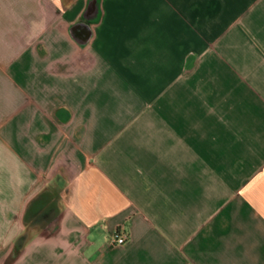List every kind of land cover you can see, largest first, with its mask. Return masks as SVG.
<instances>
[{
  "label": "crops",
  "instance_id": "1",
  "mask_svg": "<svg viewBox=\"0 0 264 264\" xmlns=\"http://www.w3.org/2000/svg\"><path fill=\"white\" fill-rule=\"evenodd\" d=\"M0 264H264V0H0Z\"/></svg>",
  "mask_w": 264,
  "mask_h": 264
},
{
  "label": "built area",
  "instance_id": "2",
  "mask_svg": "<svg viewBox=\"0 0 264 264\" xmlns=\"http://www.w3.org/2000/svg\"><path fill=\"white\" fill-rule=\"evenodd\" d=\"M127 236L124 233L116 232L112 238V242L116 244L125 243Z\"/></svg>",
  "mask_w": 264,
  "mask_h": 264
},
{
  "label": "rangeland",
  "instance_id": "3",
  "mask_svg": "<svg viewBox=\"0 0 264 264\" xmlns=\"http://www.w3.org/2000/svg\"><path fill=\"white\" fill-rule=\"evenodd\" d=\"M124 165L126 167H124V170L122 171L123 173L122 175H127L130 170L134 171V160L128 158L127 161L126 160L124 161Z\"/></svg>",
  "mask_w": 264,
  "mask_h": 264
}]
</instances>
